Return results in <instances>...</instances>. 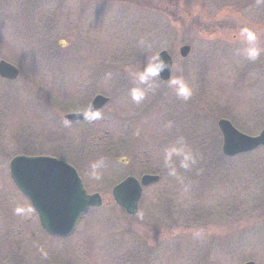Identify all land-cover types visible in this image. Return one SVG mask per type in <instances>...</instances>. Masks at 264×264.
<instances>
[{"label":"rangeland","instance_id":"374dc122","mask_svg":"<svg viewBox=\"0 0 264 264\" xmlns=\"http://www.w3.org/2000/svg\"><path fill=\"white\" fill-rule=\"evenodd\" d=\"M244 26L264 47V3L0 0V59L20 69L14 81L0 77V264H264V148L227 157L218 128L220 118L248 135L264 128V54L256 61L237 54ZM141 40L152 46L148 53ZM184 44L192 47L186 58ZM162 50L194 94L178 99L158 79L137 104L125 68L140 69ZM97 94L111 98L99 119L65 123ZM177 137L197 162L171 177L164 155ZM19 154L79 166L103 204L71 235L48 234L10 176ZM123 157L137 168L116 161ZM145 172L160 180L144 188L131 216L112 188ZM17 206L31 212L18 215Z\"/></svg>","mask_w":264,"mask_h":264},{"label":"water","instance_id":"95a60500","mask_svg":"<svg viewBox=\"0 0 264 264\" xmlns=\"http://www.w3.org/2000/svg\"><path fill=\"white\" fill-rule=\"evenodd\" d=\"M190 51L189 44L180 47L182 57L188 56ZM159 53L162 59L173 66V57L167 50ZM18 75L19 69L15 65L0 60V77L14 80ZM170 76L169 68L161 73L162 80H168ZM109 99L102 94L95 96L90 111L100 109ZM66 118L81 120L84 117L83 113H69ZM218 126L222 134V150L226 156L233 157L264 147V128L253 136L241 132L226 118H221ZM10 174L17 187L30 200L43 229L52 235L69 236L85 212L103 203L99 193L87 192L75 167L52 156L16 155L10 161ZM158 180L159 175L156 174H145L140 180L128 176L113 188L112 195L116 203L132 215L138 211L143 186ZM243 264L256 263L249 260Z\"/></svg>","mask_w":264,"mask_h":264},{"label":"clouds","instance_id":"9594fccd","mask_svg":"<svg viewBox=\"0 0 264 264\" xmlns=\"http://www.w3.org/2000/svg\"><path fill=\"white\" fill-rule=\"evenodd\" d=\"M258 3H264V0H258ZM237 39L244 47L237 49V54L243 56L248 61H256L264 54V47H261L258 43L259 34L251 28L244 26L241 27ZM140 46L149 52L151 45H145V42L141 40ZM165 68H169L172 73L170 78L167 80V84L172 93L183 101H188L194 94V87L187 79L182 75H174L172 65H169L161 54L153 52L151 55L148 54L147 64L136 69L128 66L125 68L127 75L133 81V87L130 89V95L134 102L137 104L141 103L147 96L149 91H155L157 80L161 79V73ZM83 117L89 122L100 118L98 111H83ZM67 124L68 122L65 121ZM137 134H139L137 132ZM196 157L185 142L183 137H177L174 143L169 145L165 149L164 155V167L167 169V175L171 177H178V169L188 170L196 163ZM16 214H23L25 212H31L30 208L23 206H17L15 208ZM143 219V217H140ZM46 258L47 253H44Z\"/></svg>","mask_w":264,"mask_h":264},{"label":"flooded vegetation","instance_id":"af4514ba","mask_svg":"<svg viewBox=\"0 0 264 264\" xmlns=\"http://www.w3.org/2000/svg\"><path fill=\"white\" fill-rule=\"evenodd\" d=\"M89 105H90V104H89ZM89 105H88V111H89ZM103 108H104V107H103ZM103 108H101V109H99V110H97V111L100 112ZM63 117H64V119H65V115H64ZM122 120H123V119H122ZM124 120H125V117H124ZM65 121H67V122H69L70 124L74 125V124H78V123L84 122L85 119L83 118V119L80 120V121H69V120L65 119ZM85 135H86V134H85ZM122 137H123V138H121V140H125V144H126V147H127V144H129V143L126 142V139H125L124 134H122ZM128 146H131V144H129ZM123 148H125V145H124ZM116 161L119 162L121 165L129 166L130 168H133V167H136V168H137V166H138L136 162H135L134 164H131V158H129V157L118 158V159H116ZM78 171H79V170H78ZM79 173H80V171H79Z\"/></svg>","mask_w":264,"mask_h":264},{"label":"trees","instance_id":"16d2710c","mask_svg":"<svg viewBox=\"0 0 264 264\" xmlns=\"http://www.w3.org/2000/svg\"><path fill=\"white\" fill-rule=\"evenodd\" d=\"M211 153H213V152H211ZM214 153H215V155H216V152H214ZM217 153H218L219 155L221 154V152H217ZM219 155H218V156H219ZM220 156H221V155H220Z\"/></svg>","mask_w":264,"mask_h":264}]
</instances>
